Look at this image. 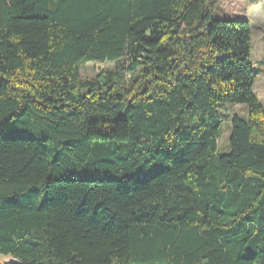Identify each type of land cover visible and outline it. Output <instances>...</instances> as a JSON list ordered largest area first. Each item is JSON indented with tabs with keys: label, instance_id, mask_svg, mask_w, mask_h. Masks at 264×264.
Returning <instances> with one entry per match:
<instances>
[{
	"label": "trees",
	"instance_id": "1",
	"mask_svg": "<svg viewBox=\"0 0 264 264\" xmlns=\"http://www.w3.org/2000/svg\"><path fill=\"white\" fill-rule=\"evenodd\" d=\"M218 4L0 0L9 264H264L251 29L217 18ZM123 61L128 86L118 69L80 76ZM222 104L247 115H231L219 153Z\"/></svg>",
	"mask_w": 264,
	"mask_h": 264
},
{
	"label": "rangeland",
	"instance_id": "2",
	"mask_svg": "<svg viewBox=\"0 0 264 264\" xmlns=\"http://www.w3.org/2000/svg\"><path fill=\"white\" fill-rule=\"evenodd\" d=\"M215 16L219 19L248 20L252 44L251 67L256 74L252 90L264 107V0H219ZM127 65L125 61L120 62L119 65L115 62L85 63L80 67V76L82 79L90 80L96 78L98 74H106L108 71L118 69L117 71L123 77V83L128 86L132 77L126 71ZM218 111L221 118V130L217 140V150L219 153H224L228 151L231 115L246 117L247 110L243 104H222ZM12 261L13 259L9 256L0 255V264H9Z\"/></svg>",
	"mask_w": 264,
	"mask_h": 264
}]
</instances>
